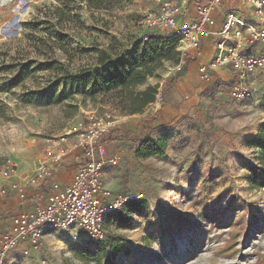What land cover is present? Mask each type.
<instances>
[{
	"label": "rangeland",
	"instance_id": "obj_1",
	"mask_svg": "<svg viewBox=\"0 0 264 264\" xmlns=\"http://www.w3.org/2000/svg\"><path fill=\"white\" fill-rule=\"evenodd\" d=\"M56 4L0 0V171L7 165L16 168L10 177L0 175L2 204L11 201L12 182L35 173L47 140L66 135L86 112H112L116 121L152 116L150 106L126 114L116 104L120 99L110 98V93L92 95L88 87L73 88L63 80L64 72L79 74L97 65L105 52L129 58L148 33L170 38L179 56L164 60L136 88L156 87L159 100L165 78L184 64L179 38L145 23L159 7L155 0H123L122 7L110 12L83 7V24L66 30V54L44 42L43 25L37 27L40 31L26 27L42 20L43 10ZM28 58L35 61L30 75L13 86L15 64ZM212 77L201 72L191 82L200 90L194 110L159 125L151 135L167 138L164 156L137 158L130 140L105 144L109 156L121 158L116 165L106 162L104 183L118 194L141 195V200L108 218L103 240L73 228L50 233L43 245L48 264H264V188L251 186L252 169L259 168L258 149L247 143L264 129V76L255 82L249 78L254 100L232 95L238 83L234 77L213 83ZM120 128L126 131L117 123L109 134ZM68 137L72 144L73 134Z\"/></svg>",
	"mask_w": 264,
	"mask_h": 264
},
{
	"label": "built area",
	"instance_id": "obj_2",
	"mask_svg": "<svg viewBox=\"0 0 264 264\" xmlns=\"http://www.w3.org/2000/svg\"><path fill=\"white\" fill-rule=\"evenodd\" d=\"M155 1L158 9L145 18L148 28L169 30L183 44V54L198 51L203 37H220L215 58L201 66V72L208 78L211 75L209 68L230 66L238 81L232 95L243 100L255 99L248 84L252 75L264 76V53L252 52L254 46L264 43V0H248L251 19L230 12L219 29H215L214 11L237 0H197L196 16L192 21L185 20V9L191 0ZM116 125V116L112 112H86L66 135L47 140L43 158L32 176L10 184L21 203L27 202L29 187L51 180L52 191L44 204L30 205L13 218L7 231L0 233V264H5L11 251L18 247L25 256L36 252L40 264H48L43 245L52 232L80 229L103 240L107 217L129 202L141 200V195L115 193L103 181L106 162L116 165L121 158L119 154L109 156L102 142ZM69 134L75 139L72 144L68 142ZM73 149L82 151L83 160L71 182L63 185L54 180V170ZM15 172L16 168L7 165L0 175L10 177Z\"/></svg>",
	"mask_w": 264,
	"mask_h": 264
},
{
	"label": "trees",
	"instance_id": "obj_3",
	"mask_svg": "<svg viewBox=\"0 0 264 264\" xmlns=\"http://www.w3.org/2000/svg\"><path fill=\"white\" fill-rule=\"evenodd\" d=\"M199 1L204 2L205 0ZM122 2L123 0H57L56 5L43 10L42 20L30 22L26 24V27H33L34 31H40L37 27L43 25V30L46 32L45 35H42L44 42L55 44L54 47H51L52 50L58 47L62 53L66 54L67 50L63 41H67L70 37V33L66 30H71L73 25L83 24L79 12L83 7L90 11L110 12L122 7ZM143 39H147V41L144 42ZM176 56H179V52L176 51L174 42L170 38L153 36L148 33L136 43L129 58H113L112 55L105 52L100 55L97 65L82 70L79 74L64 72L63 80H69V85L73 88L88 87L92 95L110 93V98L120 99V102L116 104L122 112L126 114L140 113L157 101L158 90L152 86L143 90H136V88L144 84L147 77L152 75L164 60H171ZM192 58L191 52H185L182 56L183 67L165 78L160 92L161 103H167L168 96L174 89L178 77L185 73L187 63ZM128 62L131 63L130 66L123 68V65ZM34 63L33 59L28 58L25 62L20 61L15 64L12 77L13 86L30 75ZM58 84H60L59 80L55 85ZM67 85V82L63 83V86ZM159 117V111H156L150 120L146 121V132L141 134L139 139L135 138V132L123 131L120 128L105 136L102 142L110 144L116 141L130 140L136 148L137 158L164 156L168 147L167 138L153 139L151 137L158 127H153L152 124L157 123ZM247 143L249 147L258 149L255 152V161L259 164V168L252 169L251 186L252 188H264V129L257 136L250 138ZM109 217H107L106 223Z\"/></svg>",
	"mask_w": 264,
	"mask_h": 264
},
{
	"label": "crops",
	"instance_id": "obj_4",
	"mask_svg": "<svg viewBox=\"0 0 264 264\" xmlns=\"http://www.w3.org/2000/svg\"><path fill=\"white\" fill-rule=\"evenodd\" d=\"M196 7L197 1H195V3L189 2V4L186 6V21H190V19L192 21L195 18ZM230 12H234L236 15L242 16L246 19H251L252 9L248 0H237L231 4H225L223 6L217 7L213 14L216 19L215 29H219L225 23L227 15ZM218 40H220V37L218 36L216 37L209 35L208 37H203L198 51L191 52L193 58L187 63L185 73L178 77L174 89L168 96L167 103H161L159 99L153 105H150L149 109H154L150 112V114H155L157 110H159L160 114L159 121L152 124L153 127L172 122L178 119L180 115H183L190 110H194L197 102V97L195 94L199 93L200 90L198 87H193L191 82L200 77L201 66L208 64L215 58L218 51ZM252 52L264 53V43L254 46L252 48ZM208 71L211 75H213L211 81L212 83L215 81H222L225 77L227 79L233 77V72L230 66L209 68ZM258 76L261 75H252L254 79L253 82H255ZM178 83H180L182 86L180 87ZM148 120H150V118H141L135 115H130L123 120L117 121V123L119 125L124 124L126 130L137 132L136 136H140L146 132L145 127L147 126L146 121ZM82 160L83 156L80 149L71 150L67 156L64 157L63 161L55 167L54 180L59 181L63 185L69 184L76 168L80 165ZM28 176V174L24 175V181ZM105 185L108 187V184L105 183ZM50 189L51 180L45 182L44 184L30 187L28 191L29 196L26 203H21L17 199L14 192L10 191L11 201H3V204L2 201H0V214L6 211V214L0 219V233L5 232L10 228L13 218L18 213L25 209H29L31 207L30 205L32 204H37L36 202L39 199H43L44 204L48 195L51 193ZM6 217L8 218L6 219ZM9 219L11 220L10 222H8ZM5 264H40V260L36 252H32L30 255L25 256L22 253V248L18 247L11 251Z\"/></svg>",
	"mask_w": 264,
	"mask_h": 264
}]
</instances>
